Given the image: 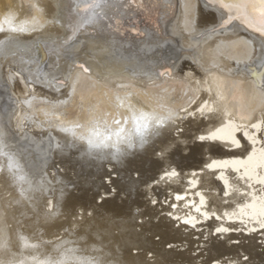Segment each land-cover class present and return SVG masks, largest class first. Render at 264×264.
Instances as JSON below:
<instances>
[{
  "label": "bare ground",
  "instance_id": "1",
  "mask_svg": "<svg viewBox=\"0 0 264 264\" xmlns=\"http://www.w3.org/2000/svg\"><path fill=\"white\" fill-rule=\"evenodd\" d=\"M194 3L202 36L183 31L181 0H138L141 7L117 14L119 31L115 25L105 32L89 27L69 41L80 16L72 10L74 0H0V139L20 164L10 172L0 157V245L8 243L17 261L34 264L32 256L47 259L71 241L64 247L100 257L102 264H264L259 225L215 216L205 221L184 206L199 204L200 192L206 209L224 217L264 195L261 185L249 187L229 168L225 197L224 181L217 179L223 169L206 168L213 159H247L253 147L255 159L264 160L260 143L252 145L242 132L239 148L199 139L220 127L226 113L234 123L250 113L253 123L264 118L260 38L237 22L221 29L218 5ZM21 25L28 30H10ZM141 41L156 45L140 48ZM205 100L214 111L202 117L197 109ZM169 110L176 119L154 129L143 144L122 145L117 158L111 149L90 153L78 139L94 124L115 130L114 120L128 119L131 129L133 113ZM72 125H80L75 137L58 130ZM172 170L176 178L156 183ZM193 173L195 188L189 184ZM177 194L185 199L177 201ZM260 207L256 199L255 210ZM188 214L201 221L196 228L182 223ZM221 224L232 230L216 233ZM21 236L40 247H24ZM10 258L0 249V259Z\"/></svg>",
  "mask_w": 264,
  "mask_h": 264
},
{
  "label": "snow or ice",
  "instance_id": "2",
  "mask_svg": "<svg viewBox=\"0 0 264 264\" xmlns=\"http://www.w3.org/2000/svg\"><path fill=\"white\" fill-rule=\"evenodd\" d=\"M74 3L76 4V10L80 13V16L76 22V27L73 29V36L68 38L69 41L74 38L76 32L89 27H91L93 31H103L105 28L113 30V26L115 25V30L119 31V25L122 23V20L117 14L121 12L127 13L133 7H141V5L138 4V0H74ZM207 3L209 5H218L217 11L220 13L219 27L221 29L226 28L233 22H237L239 26L257 34L260 38L259 45L264 49V0H207ZM181 8L184 17L183 31L187 32L189 37L193 34L202 36L203 33L196 32L197 16L194 0H181ZM10 30L13 32H26L28 29L21 25L20 27H13ZM0 31H4V29L0 27ZM132 31L136 32V29L133 28ZM212 31L215 32L216 29L213 28ZM139 34L144 35L143 33ZM45 47L50 53L58 55V49L53 45H45ZM77 67L83 68L84 66L77 65ZM88 71L87 68H84L86 74ZM259 74L262 79H264V58L260 59ZM74 88L75 82L73 83V89ZM220 98L223 99L222 96ZM182 111L186 112L189 116L193 115V113L188 112L187 109H183ZM197 111H199L203 117L206 112L211 113L214 109L212 105L205 100ZM226 116L227 120L222 122L220 127H216L215 130H209L207 135H201L199 139L201 141H225L239 148L241 147V140L238 138L237 134L242 132L244 137L250 141L252 145L255 146L257 143H260L261 148L259 151L264 153V137H257V133L264 132V118L253 123L254 115L250 113L247 116L240 117V123H234V116L231 113H226ZM58 118L59 117H57V119ZM174 119H176V113L171 110H169L166 115L159 114L156 111H139V114L133 113L131 117V129L125 127L129 122L128 119L123 120V122L120 119H116L113 121V123L117 125L115 130L110 127L101 129L98 124H94V126L88 130L87 135H79L78 139L86 142L90 153L94 151L104 152L105 150L111 149L113 158H117L122 151V145L131 148L134 147L137 140L143 144L146 137L149 136L154 129L162 127L167 122ZM78 127H80V125L68 127L60 126L58 130L75 137L77 136L75 129ZM6 147L4 141L0 139V157L7 158V167L10 172L19 171V162L10 152L6 151ZM256 152L257 149L253 147L247 159L242 157L221 160L213 159L210 163L206 164V168L209 170L223 169V171L219 172L217 179L224 181L226 187L224 191L225 197L230 195V191L227 190L229 188L228 180L225 179L226 170L229 168L241 174L240 179L244 180L246 177L245 183H247L249 187H252L251 182L253 181L261 185L262 187L258 191L264 194V174H261L259 171L264 169V160L257 161L255 159ZM241 170H243L242 173ZM177 176L178 172L176 170L165 171L160 177V180L156 181V183L163 182L166 179L167 181H171ZM195 177L196 173H193V179L189 181L192 188H195L197 185ZM17 180L23 183L26 182V177L24 175H19ZM21 195H24L23 190H21ZM195 195L200 197L199 204H196L195 201H189L184 206L199 213L205 221L215 216L217 220H222L224 218H227L229 221L238 220L242 225L247 226L249 224H255L259 225L260 229H264V195L261 197H254L252 203H246L240 206L238 212L236 210L225 212L224 217L218 215L216 211L209 212L206 209V199L200 192H196ZM246 195H250V193H246ZM175 198L177 201H181L185 199V196L177 194ZM256 199H260L261 207L259 211L255 210ZM157 202L158 201L155 200L153 201L154 204ZM227 202L228 201H225V203ZM171 207L175 209L177 205L172 204ZM245 209H253V211L248 212L245 211ZM170 215L172 214L170 213ZM174 218L179 219V217ZM200 222L201 221L196 216L191 214H188L182 221L183 224L190 225L192 228H196L197 224ZM231 230L232 229L223 224L215 229L216 233H227ZM251 230L256 231L257 229L253 227ZM0 231H2V229H0ZM20 239L24 241V247L26 248L38 249L40 247L37 244L29 245L23 236H21ZM70 243L72 242L64 241L63 244L57 245L53 253L48 254L47 259L40 260L37 256H32V261L34 264H102V259L100 257L77 255L80 251L79 249L64 247V245ZM0 249H3L4 256L12 257L10 259H0V264H25V261H17L15 259V253L12 251L11 247H9L8 243L0 245ZM41 254L43 255L44 253ZM57 256L59 258H57ZM244 260L246 261L247 257H244ZM216 264H221V261H216ZM234 264H240V261L237 260Z\"/></svg>",
  "mask_w": 264,
  "mask_h": 264
},
{
  "label": "rangeland",
  "instance_id": "3",
  "mask_svg": "<svg viewBox=\"0 0 264 264\" xmlns=\"http://www.w3.org/2000/svg\"><path fill=\"white\" fill-rule=\"evenodd\" d=\"M75 8H76V4L74 3V4H73V8H72V10L74 11ZM103 32H105V29L103 30ZM107 32H109V31H107ZM91 35H92V34H91ZM127 41H128V40H127ZM128 42H130V40H129ZM150 43H151V42H149V41H146V42H145V41H141V42L138 44V47L143 48V47H148V46H151V45L153 46V44H155L154 42H153L152 44H150ZM129 44H130V43H129ZM155 45H156V44H155ZM163 48H164V47L161 46V48H160L161 51H160V52H162V49H163ZM166 48H167V47H166ZM160 52H159V54H161ZM169 52H170V54H171V57H173L174 54H172L170 50H169ZM166 54H167V53H166ZM167 56H168V55H167ZM167 58H168V57H167ZM80 115H82V114L80 113ZM135 173H136V172H135ZM111 175L115 176L116 173L113 172ZM107 177H108V176H104L103 179L105 178V180L108 182ZM115 177H116V176H115ZM110 185H111V184H109L108 186H110ZM110 188H111V186H110ZM167 246H168V244H167Z\"/></svg>",
  "mask_w": 264,
  "mask_h": 264
},
{
  "label": "water",
  "instance_id": "4",
  "mask_svg": "<svg viewBox=\"0 0 264 264\" xmlns=\"http://www.w3.org/2000/svg\"><path fill=\"white\" fill-rule=\"evenodd\" d=\"M132 33H134V32H132Z\"/></svg>",
  "mask_w": 264,
  "mask_h": 264
}]
</instances>
